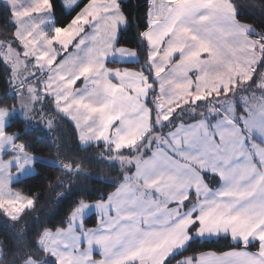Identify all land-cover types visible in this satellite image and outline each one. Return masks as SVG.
<instances>
[{
	"label": "crops",
	"instance_id": "0c3cea01",
	"mask_svg": "<svg viewBox=\"0 0 264 264\" xmlns=\"http://www.w3.org/2000/svg\"><path fill=\"white\" fill-rule=\"evenodd\" d=\"M44 1L49 9V0ZM66 1L63 0V4L67 9ZM120 1L88 0L76 16L79 18L87 13V18L80 17V24L84 26L82 33L96 31L105 40L109 32L112 35L110 40L116 41L120 30L128 23L124 20ZM180 1L152 0L147 33L152 24L165 27L173 22L175 16L182 22L188 21L189 15L185 11L178 13L175 9ZM8 3L12 6L15 21L18 11L31 17L41 8L35 0H10ZM227 3L224 0L230 18L234 19V4L229 6ZM16 24L17 38V21ZM252 33L254 31L249 33V37L256 40ZM148 40L152 48L149 36ZM6 46L5 41H0L2 50ZM179 60L175 57L160 62L159 72L171 73L173 65L179 63ZM154 69L157 71L156 67ZM189 71L187 74L198 78L199 67L191 66ZM11 74H14L13 69ZM12 79L15 92L17 81L14 75ZM108 82L119 85L118 79H101V87L98 88V84L94 83L89 96L106 98L109 92L100 89ZM196 88L191 84L189 89L194 93ZM115 93L118 91L112 95ZM134 94L133 90L122 92L120 107L113 112H123L124 115L130 113L128 111L131 109H124L123 106L128 107L124 102L129 104ZM147 98L139 97L140 106L135 108L133 114L141 115L142 112L144 122L147 114L151 127L152 112L148 110ZM94 99L91 98L90 102L94 103ZM159 99L162 107V95H159ZM95 102L98 104L96 109L85 106V114L91 115L92 111L99 113L96 129L101 131L96 135L97 140L121 149L118 146H124L120 143L124 141V128L121 127L119 133L115 129L119 128L124 117L110 112L103 119L108 113L104 110V101ZM12 112L6 107H0V207L5 210L8 208L10 213L19 216L32 205L24 196L16 194L19 192L13 191V183L35 172L36 158L25 150L24 143L18 141L15 135L6 132V124ZM72 122L84 146L81 125ZM262 125L264 122L260 123ZM248 131L236 117L224 114L211 122L207 117L180 122L159 139L158 145L147 156L137 159L134 173L106 199L82 202L72 212L67 227L46 231L41 238L42 246L59 264H163L193 239L228 237L244 247L224 251L206 250L184 257L176 264H264V132ZM205 174L214 177L213 181L218 185L213 186ZM192 195H195V199L186 206L185 203ZM92 214L97 216V224L87 226L85 220ZM256 243L257 249L248 247ZM27 264L45 262L31 258Z\"/></svg>",
	"mask_w": 264,
	"mask_h": 264
},
{
	"label": "rangeland",
	"instance_id": "374dc122",
	"mask_svg": "<svg viewBox=\"0 0 264 264\" xmlns=\"http://www.w3.org/2000/svg\"><path fill=\"white\" fill-rule=\"evenodd\" d=\"M35 1L41 7L37 14L28 17L18 11L17 38L5 41V50L0 48L17 81L15 93L19 96V102L12 113L19 112L36 124L38 115H46V105L52 103L59 112L81 125L85 146L87 143L99 142L96 135L100 130L96 129L99 113L92 111L91 115L85 114V106H92L95 110L98 106L95 101H104V110L108 112L104 119L120 107L122 92L133 90L135 96L130 98L129 104L124 102V105H128L127 108L123 106L124 109H131L128 111L130 113L113 114L124 117L118 130L115 129L119 133L122 131L121 127L124 128L125 142L120 143L125 147L137 144L150 123L147 121V114L144 122L142 112L141 115L133 112L140 106L139 97L149 96L151 83L142 71L107 65L108 61L113 60L137 61V52L128 47H118L117 40H110L112 35L109 32L105 40L96 31L82 33L84 26L80 24V17L87 18V13L79 18L76 15L73 23L67 27L71 21L65 26L66 29H58L52 6L48 9L46 1ZM78 1L67 0V9L76 7ZM223 2L224 0H181L175 9L178 13L185 11L189 15L188 21L182 22L175 16L173 22L165 27L152 24L147 33V38L149 36L152 43L150 60L153 69H157L154 71L159 95H162L161 100L164 101V105L160 107L158 99V122L174 114H195L196 109L192 108V104L208 100L209 116H234L247 127L249 133L261 134L264 132V125L260 126L264 122V72L256 84L247 83L252 80L255 69L262 60L264 45L258 39L249 37V33L255 31L251 25L241 23L237 17L230 18V11ZM227 2L229 6L233 4L231 0ZM124 20H127L126 17ZM188 27L192 29L188 30ZM175 57L180 60L173 65L171 73L159 72L160 62L164 63ZM191 66L200 68L198 78L187 74L190 73ZM108 77L118 79L119 85L108 82L100 89L109 92V95H105L106 98L89 96L91 86L97 83L100 88L101 79ZM191 84L197 86L194 93L189 89ZM240 84L243 85L239 88ZM234 86L237 87L234 92L237 96H221V90L228 91ZM115 91L118 93L113 94V97L112 93ZM91 98H95L94 103L90 102ZM237 101L245 109L243 115L237 110ZM141 106L146 108L145 105ZM148 110L151 111L149 107ZM51 121L48 115L42 119L46 127L51 125ZM129 127L131 128L127 129ZM135 159L137 161L138 156ZM13 191L16 192L15 189ZM16 194L24 196L29 205H33L31 197L20 192ZM3 210L14 217L18 215L10 213L8 208Z\"/></svg>",
	"mask_w": 264,
	"mask_h": 264
},
{
	"label": "trees",
	"instance_id": "16d2710c",
	"mask_svg": "<svg viewBox=\"0 0 264 264\" xmlns=\"http://www.w3.org/2000/svg\"><path fill=\"white\" fill-rule=\"evenodd\" d=\"M88 0H82L76 7L66 10L63 0H50L54 21L58 27L67 26L81 11ZM236 17L241 23L251 25L255 31L252 37L264 45V0H231ZM152 0H121L120 8L127 19V25L120 30L118 47L134 49L139 59L135 62L108 61L114 68H130L145 73L151 83L147 104L152 112L151 127L134 146L116 149L111 143L97 142L83 146L74 123L52 103L46 105V115L52 119L46 127L38 115L33 124L19 112L13 114L6 124V132L23 142L25 150L36 158L35 172L13 183V188L31 197L34 202L17 217H11L0 207V264H27L29 259L44 261L45 264H59L41 244L43 234L48 230L67 227L72 212L82 202L106 199L128 176L134 173L136 159L147 156L180 122H191L207 117L211 122L218 116H209L210 101L201 100L192 104L195 114H174L158 122L159 90L155 71L151 64V47L147 38L149 14ZM17 24L10 3L0 0V41L16 38ZM262 60L258 63L252 80L254 85L264 72V46ZM238 85V87L240 88ZM236 86L221 90V96L233 97ZM47 101V100H46ZM19 96L14 92L11 69L0 52V107L17 108ZM205 108V106H207ZM237 110L243 113V106L237 101ZM208 112V113H207ZM241 122V121H240ZM242 123V122H241ZM147 147V148H146ZM213 186L214 177L205 174ZM195 199L192 195L185 203L189 206ZM92 214L85 220L87 226L97 224ZM244 247L228 237L201 240L193 239L185 248L169 257L163 264H176L182 258L206 250L224 251ZM257 249L258 244H250Z\"/></svg>",
	"mask_w": 264,
	"mask_h": 264
}]
</instances>
